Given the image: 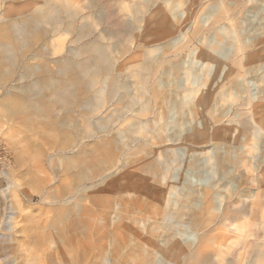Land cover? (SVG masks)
<instances>
[{"label":"rangeland","instance_id":"1","mask_svg":"<svg viewBox=\"0 0 264 264\" xmlns=\"http://www.w3.org/2000/svg\"><path fill=\"white\" fill-rule=\"evenodd\" d=\"M68 1L76 21L63 0H0L10 232L47 224L38 264H192L206 228L213 264H264V0Z\"/></svg>","mask_w":264,"mask_h":264},{"label":"bare ground","instance_id":"2","mask_svg":"<svg viewBox=\"0 0 264 264\" xmlns=\"http://www.w3.org/2000/svg\"><path fill=\"white\" fill-rule=\"evenodd\" d=\"M67 1L63 0V2L61 4V8L64 7V9L67 12H69L70 15H72L71 18L75 19V21H76V19H77L76 17L77 16H80V15L82 16V14H84L83 10L81 9V7L76 6V5L72 4V3H69V1L68 2ZM89 6H90V4H89ZM224 13H225V11L220 13V15L223 16ZM56 19H58V17H56ZM73 19H72V22H68L66 24L67 25L66 26L67 27V29H66L67 31H69V30L72 31V30L75 29V24L76 23H75V21ZM92 23L93 22L87 21V23L84 24L83 30L82 31L80 30L77 33L78 38L81 37L83 39L84 36H88L89 34H91L94 31V28H93V24L94 23L93 24ZM2 31H4V27H1V25H0V33ZM88 43L83 44L86 47V49L90 48V46L91 47L92 46L95 47L94 49H96V51L98 52V55H101L103 59L105 58V60H104L105 63H106V61H108V62H110V65H111L112 56H111V53H110L109 49L105 46V44H103V41H101L100 39H95V40H92L90 42V44H88ZM87 45H90V46L88 47ZM1 53L2 52H0V55H1ZM236 56H239V54H237ZM89 58H90L89 59L90 62L94 63L95 60H96V55H91ZM5 60H7V58L3 59V57H0V75L3 72V70H1L2 69L1 67L3 65L2 63H4ZM96 70L98 71L99 68L96 69ZM4 73H5V71H4ZM2 75H4V74H2ZM122 84H123V86L126 85V86L130 87V84L128 83V80L125 83H122ZM73 162H75V161L73 160ZM1 194H0V249L4 253V255H5L4 257L7 258V257H10V255L11 256L15 255V256H17L16 258H19L18 264H24V262H27V264H38L37 254H40V253L42 254V252H43L42 245H43L44 239L46 238V234H47V230H48L47 224L44 225L43 221L33 220L32 218L27 220V218H29V216L26 215L24 217L23 225L21 227L16 226L15 229L13 230V232H10V230H9L10 225L8 223L7 216L9 214H11V209L12 208L7 206V204L4 202L3 197H2ZM210 210H211V208H210ZM247 212H248L247 204L244 201L241 202L240 206H232V204L229 202L228 205L226 206V210H225L226 218L229 219V220H233V221L235 219H238V218H241V217H244V216L246 217L247 216ZM183 215H184V212H183L182 209H180L178 211H174V212L170 213L169 214V216H170L169 218L172 219L171 217H176L177 218L176 220L178 221V219H181ZM179 221H181V220H179ZM41 222H42L43 225L41 224ZM170 222L171 221L165 223V226L170 231L169 234H168L170 239H167V242H166L167 245L164 248H162V253H163V256L165 258H167L168 260L173 261V262H179L181 260L180 255H178V254L176 255V252H174L175 251V246H176V240H175V238L174 239H172V238L174 236H176L177 230H179V227H180L181 223L179 224L178 229H177L175 223L173 224L172 222L171 223ZM207 226H208V224H207ZM45 228H47V230H45ZM200 232L201 233L199 235V240H198L197 244L190 251H188L186 255H189L190 260H192V264H213L212 263V256L210 254V246H209L210 244L208 245L210 231H208V229H206V228H203L202 231H200ZM249 232H248V236H247L248 238H249V236H251V233H249ZM18 243H19L20 246L18 245ZM246 247L248 248V245L245 244V248L244 249H247ZM182 249H183V247H182ZM184 250L186 251L187 248L184 247ZM21 252L23 254H21ZM241 253H239V258L241 257V255H240ZM258 253H260V252H257L256 254H258ZM182 254L183 253H181V255ZM260 255H261V253H260ZM14 259H15V257H14ZM185 259L187 260V257H185ZM261 259H263V258H261ZM10 264H12V262H10ZM220 264H221V262H220ZM228 264H232L231 261H228Z\"/></svg>","mask_w":264,"mask_h":264}]
</instances>
